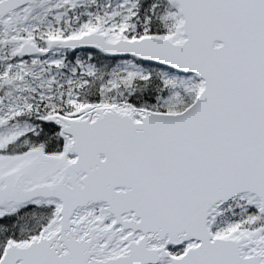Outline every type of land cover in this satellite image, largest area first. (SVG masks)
Segmentation results:
<instances>
[{
    "label": "snow or ice",
    "instance_id": "6c2138e0",
    "mask_svg": "<svg viewBox=\"0 0 264 264\" xmlns=\"http://www.w3.org/2000/svg\"><path fill=\"white\" fill-rule=\"evenodd\" d=\"M0 264H264V0H0Z\"/></svg>",
    "mask_w": 264,
    "mask_h": 264
}]
</instances>
